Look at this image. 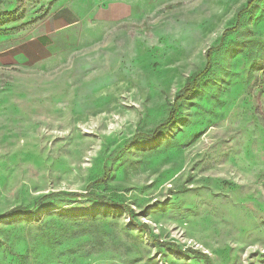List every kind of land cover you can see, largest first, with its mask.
Returning <instances> with one entry per match:
<instances>
[{"label": "rangeland", "instance_id": "1", "mask_svg": "<svg viewBox=\"0 0 264 264\" xmlns=\"http://www.w3.org/2000/svg\"><path fill=\"white\" fill-rule=\"evenodd\" d=\"M247 1L0 0V264H264V0L222 40Z\"/></svg>", "mask_w": 264, "mask_h": 264}, {"label": "trees", "instance_id": "2", "mask_svg": "<svg viewBox=\"0 0 264 264\" xmlns=\"http://www.w3.org/2000/svg\"><path fill=\"white\" fill-rule=\"evenodd\" d=\"M255 2H256V0H248L247 1L246 6L244 8H242L240 10L239 14H238V21L236 22V24L232 28L226 29L223 32L222 40H223L225 34L228 31L236 30L239 27L241 15L243 13H245L246 11H248L249 9H251ZM38 40L39 41H43V40H45V37H41ZM213 49L214 48L208 49V51L206 53L207 62H206V65H205L204 69L201 72H199L198 74H196L193 77H191L186 82L184 87L181 89L180 93L176 96L175 101H174V107H173V110L171 111L169 117L164 122H162L154 130V132L152 134H145L144 135L147 139H151V140L152 139H156L158 137V134H159L160 130H162V129L166 128V127H169L171 124H173L175 122V119H176V116H177L179 102L182 101L184 98L191 96L195 92V90L197 89L198 85L202 82L204 76L209 71V69L211 67V64H212V51H213ZM138 136H136L135 138H137ZM109 173H110V169L106 168L104 170V174H103L102 178H100L97 182L104 183L106 181V178L109 175ZM224 186L225 187H230V184L228 182H224ZM55 193H62V192H55ZM75 195L78 196V197H94L92 194H89V192H86V193H83V194L79 193V194H75ZM103 203L107 204V205H110L113 208H122V207L125 206V205L110 204V203L104 202V201H103ZM23 210H24V207H22V206L14 207V208H12V209L0 214V220L8 219L12 215H14L15 213H17L19 211H23ZM157 242L160 243V244H163V245L172 244L171 242L167 243V242H163V241H160V240H157Z\"/></svg>", "mask_w": 264, "mask_h": 264}]
</instances>
